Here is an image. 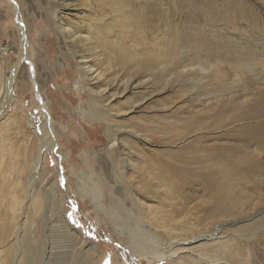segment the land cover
I'll list each match as a JSON object with an SVG mask.
<instances>
[{
	"label": "rangeland",
	"instance_id": "374dc122",
	"mask_svg": "<svg viewBox=\"0 0 264 264\" xmlns=\"http://www.w3.org/2000/svg\"><path fill=\"white\" fill-rule=\"evenodd\" d=\"M13 1L16 9L9 1L0 0V86L13 77V69L19 66V71L13 78L14 94L10 101L0 106V264H35L37 259L40 260L42 251L40 264H169L167 261L148 263L124 250L125 239L117 237L111 223H104L93 206L77 195L74 187L75 177L70 174L71 169L78 174L81 171H84L85 175L96 173L97 176L94 178L90 179L87 176L90 179H86L89 186L93 183L98 185V178H102L101 170L99 173L97 169L101 166L104 149L110 144L103 126L92 119L90 112L94 109L105 112L108 108H101V100H99L100 107L94 106L90 92L85 87L86 91H83V86L77 84L81 80V70L75 60L76 44L61 37L58 17L64 16L68 22L83 29V22L94 23L102 28L116 21L112 24L115 26L113 33L107 39L115 47H119L121 43L130 45V42L133 44L144 41L147 45H156L152 47L153 50L176 54L178 56L176 60L188 55L194 56L196 51L199 54V50H203L202 55L205 57L203 66L215 65L218 61L224 63L222 64L225 67L224 71L232 74V81L235 79L232 69L237 70L240 65L243 74L238 86L245 88L243 85L245 80L257 78L252 77L244 68L251 66L253 74L259 75L260 63H264V59L255 57L252 52L244 55L246 49L241 53L245 58H236V53L233 54L234 47L223 42L221 35L218 32L214 34L212 29H222L228 24L225 19L229 16L225 11L231 12L230 17L235 18L237 23H240L239 10H251L257 19L264 20V0H128L129 10L125 15L128 16L129 23L117 18L118 15L112 18L114 15L109 7L100 0ZM18 18L23 30L17 25ZM97 18L100 19L98 23L95 22ZM110 19L113 20L109 23ZM229 25L234 26L232 21ZM24 42L26 49H22ZM93 42L97 56L105 54L102 42L99 40ZM99 47L103 49L102 52L97 49ZM22 51L33 64L34 71L39 77L38 89L43 102L51 109L55 127L54 138L57 142V149L47 154L46 166L36 173L38 176L35 181H33L36 169L34 161L38 153V139L42 137L47 122L42 119L41 104L36 98L37 91L31 82V65L20 59ZM72 52L75 55L72 56ZM154 57L156 64L152 70L137 75L133 81L131 80V83L133 82L131 87L123 85L118 91L111 92L114 97L109 100V106L125 112L119 123L129 133L138 132L142 135L144 132L140 127L142 118H145L148 129H151L150 122L162 118L166 122H176L182 132L187 124L185 122L194 124L185 112L196 113L205 105H212L211 99L224 91V85L204 86L206 77L203 78V75L197 71L185 73L186 75H181L180 70H177L179 74L171 73L172 61H159L160 57ZM92 64L97 68L105 67L99 66L97 62ZM107 64L113 66L111 61ZM137 83H145V86L139 88ZM125 89L126 92H123ZM233 95L237 93L233 92ZM222 100L220 98L219 101ZM132 108L135 111H132ZM30 124H34L33 130L29 129ZM140 128L141 133L138 131ZM120 136L125 141L137 142L147 149V154L166 149L163 143L155 145V141L140 142L138 138H133L125 132ZM199 137H201L199 134H192L177 143L176 147L183 148L186 143ZM140 146L136 148L140 149ZM115 151L114 175H112L121 179L120 185L117 186L125 192L134 190L128 188L132 181L136 184L142 183V180L138 179L135 172L130 169V163L135 160L136 152L128 148H123L121 152L117 149ZM68 158H72V162H68ZM63 173L68 177L72 175L70 176L72 183L68 186L63 181ZM51 177L58 181L66 217L84 237L83 244L66 243V240L59 239L56 233L53 235V240L49 239L47 216L43 217L39 213L35 221L29 224L20 213L21 209L22 212L27 209V189L29 190L30 187L37 199L43 198L45 202L40 181ZM114 180L110 178L101 184L104 185L109 206L115 195L107 185L113 182L111 184L115 186ZM152 184L155 182L146 179L143 186L147 188ZM141 188L142 184L140 188L135 187L137 194L145 191ZM249 190L250 185L242 184L241 188L231 189V192L232 194L242 192L253 197L258 193L264 194V187L259 192ZM145 195L150 199L142 200L145 207L151 209L161 207L158 201L151 197L152 194ZM185 195H187L185 207L190 209V213L193 209H199V204L205 200L197 187L188 190ZM128 203L127 207L131 208L129 201ZM243 203L244 206L239 210L236 218L216 220L212 224L204 222L206 226L203 228L200 225L195 226L196 223L193 222L192 217L189 218V213L183 215L178 221V226L182 227L176 232L178 235L176 240L186 242L205 234L215 236L196 239L191 244L183 245L175 258V264H187L183 261L185 258L190 259V262L197 260L198 255H201V247L216 245L218 241L214 238H220L219 242L239 240L234 231L262 222L264 203L257 201ZM17 224L20 226L25 224L27 230L25 236L20 233L17 237L14 234L16 229L14 227H17ZM259 237L264 238V232ZM27 257L28 262H26Z\"/></svg>",
	"mask_w": 264,
	"mask_h": 264
},
{
	"label": "bare ground",
	"instance_id": "6f19581e",
	"mask_svg": "<svg viewBox=\"0 0 264 264\" xmlns=\"http://www.w3.org/2000/svg\"><path fill=\"white\" fill-rule=\"evenodd\" d=\"M7 1L16 9L13 0ZM100 1H104L103 4L109 7L114 15L112 18L118 15L117 18L124 22H130L128 16L125 15L129 10L128 0ZM239 11L240 23H237L235 18L230 17L231 12L225 11L226 15L229 16L225 19L228 24L222 29H212V32L214 34L218 32L223 42L234 47L235 52L233 54L236 53V58H245L241 53L246 49L249 52H244V55L253 53L255 57L264 59V20L257 19L251 10ZM112 20H108L109 23ZM99 21V18L97 21L95 20L97 23ZM230 21L234 26L229 25ZM115 22L112 21L102 28L94 23L83 22V29L75 26L72 22H68L64 16L58 17V29L61 37L76 44L77 56H75V60L81 70V80L77 84L83 86V91H86V88L90 92L94 106L100 107L99 100H101V108L107 107L109 110L102 112L94 109L90 112L92 119L103 126L110 144L104 149V157L100 162L101 166L97 169L99 173L100 170L102 172L100 173L102 178H98V185L93 183L89 186L86 180L96 177L94 172L85 175L84 171L78 174L71 169L70 174L75 177L74 187L77 195L86 199L93 206L98 217H101L104 223H111L117 237L125 239L123 241L126 246L124 250L148 263L167 261L169 264H175V258L182 250L183 245L191 244L196 239L215 236L214 234H205L186 242L176 240L178 237L176 232L182 227L178 226V221L183 215L189 213V218L192 217L193 222L196 223L195 226L200 225L203 228L206 226L204 222L212 224L216 220L236 218L239 215V210L244 206L243 202L264 203V194L258 193L253 197L242 192L239 194H232L231 192V189L241 188L242 184L250 185L249 191L259 192L264 187V63H260L261 74L259 75L253 74L251 66H246V68L242 66L244 70L251 73L252 77L257 79L245 80L243 83L245 88L239 87L240 77L243 74L240 65H238L239 69H232L235 77L232 81V74L224 71L225 67L222 66L224 63L218 61L215 65L203 66L205 57L202 55V49V51L199 50V54L196 51L194 56L188 55L181 60H176L178 57L176 54L153 50L152 47L156 45H147L144 41L133 44L130 42V45L121 43L119 47H115L107 40L109 35L113 33L115 26L112 24ZM17 23L19 29L23 30L19 18ZM95 40L102 42L103 47H105V54L97 56L96 46L93 42ZM23 46L22 49H26L25 42ZM97 49L99 52L103 50L101 47ZM73 55L75 54L72 52ZM154 56L160 57L159 61H172L170 63L173 66L170 70L171 73L179 74L177 70H180L181 75H186L189 72L197 71L203 75V78L206 77V81L203 82L204 86L224 85V91L211 99L212 105H205L196 113L185 112L194 124L185 122L187 124H185L182 132H180L176 122H166L162 118L150 122L151 129H148L149 126L145 118H142L140 127L143 128L144 132L141 131V128L138 130L140 133L142 132V135H139L138 132L129 133L119 123V119L124 116L125 112L120 109H112L109 106V100L114 97V94L112 97L111 92L118 91L123 85L131 87L133 83L131 80L133 81L137 75L152 70L156 64ZM20 59L29 62L31 65V82L37 91L36 98L41 104L42 119L47 122L42 137L38 139V153L34 161L36 169L33 181H35L36 176H38L36 173L42 171L43 167L46 166L47 154L57 149V142L54 138L55 127L51 109L43 102L38 89L39 77L34 71L33 64L26 58L23 51ZM108 61H111L113 66H109ZM94 62L105 67L97 68L92 64ZM18 71L19 66L17 65L13 69V77L1 84L0 106L12 98L14 94L12 92L13 78ZM136 85L143 88L145 83H137ZM123 92H126V89ZM233 92H236L237 95L232 96ZM220 95L222 96L220 97ZM225 96L226 99L224 100ZM220 98L223 100L219 101ZM133 108L132 111H135ZM29 129L33 130L34 124H30ZM124 132L133 138H138L137 140L140 142L155 141V145L163 143L166 149L147 154V149L137 142L123 140L120 135L121 133L123 135ZM192 134H199L201 137L186 143L183 148L176 147L177 143ZM136 146H140V149ZM123 148L133 149L136 152L135 160L130 163V169L135 172L134 174L138 176V179L142 180V183L136 184L132 181L131 185L128 184L129 189H134L129 192L119 188L117 185L121 179L119 176H113L115 150L121 152ZM93 159L95 158L93 157ZM84 161L86 163V158ZM68 162H72V158H68ZM125 162L127 163L126 160ZM70 176L68 177L66 173L62 175L66 186L72 183ZM110 178L115 179V186L111 182L107 188L113 190L115 196H113L109 206L105 197L104 185L101 186V184ZM130 178L132 177L130 176ZM146 179H151L155 184L146 188L143 186ZM141 184V189L146 192L137 194L135 187L139 186L140 188ZM40 186L45 196V202L43 198L37 199L35 193H32V187L27 189V209L23 212L22 209L20 210L21 215H24L23 218L30 224L41 213L43 217L47 216V220H49V232H47L49 239L53 240V235L56 233L55 235L59 239H65L66 243L80 242L83 244L85 242L84 237L79 230L70 224L66 217L61 196L62 191L59 189L57 179L53 177L42 179ZM195 187L202 192L205 200L199 204V209H193L190 213V209L185 207L187 199L185 194ZM247 188L245 187V189ZM148 193L149 195L152 194L151 197L158 201L160 208L145 207L142 200H150L145 195ZM165 196L168 199L167 197L164 198ZM128 201L131 208L127 207L129 206ZM164 201L167 204L166 202L163 204ZM128 222H132V224ZM14 228H16L14 234L17 237L20 233L24 236L27 233L25 224L23 226L17 224V227ZM262 232H264V218L259 224H252L234 231L240 241L237 239L230 241V239L219 242L220 238H214L218 241L215 243L216 245L201 247V255H198L197 260L194 259L190 262V259L185 258L183 261L187 264H264V238L259 237ZM93 247L96 248L94 245ZM42 254L43 251L40 260L37 259L39 264ZM122 257L124 256L122 255ZM28 261L29 258L27 257L26 262Z\"/></svg>",
	"mask_w": 264,
	"mask_h": 264
}]
</instances>
